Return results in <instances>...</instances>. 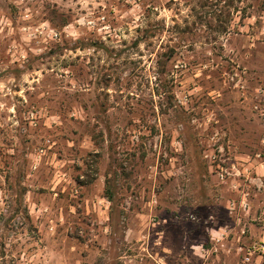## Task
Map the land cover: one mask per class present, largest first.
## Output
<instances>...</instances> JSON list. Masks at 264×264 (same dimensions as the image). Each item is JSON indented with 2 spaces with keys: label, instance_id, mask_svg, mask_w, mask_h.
I'll return each mask as SVG.
<instances>
[{
  "label": "rangeland",
  "instance_id": "374dc122",
  "mask_svg": "<svg viewBox=\"0 0 264 264\" xmlns=\"http://www.w3.org/2000/svg\"><path fill=\"white\" fill-rule=\"evenodd\" d=\"M193 245L264 264V0H0V264Z\"/></svg>",
  "mask_w": 264,
  "mask_h": 264
},
{
  "label": "crops",
  "instance_id": "0c3cea01",
  "mask_svg": "<svg viewBox=\"0 0 264 264\" xmlns=\"http://www.w3.org/2000/svg\"><path fill=\"white\" fill-rule=\"evenodd\" d=\"M107 204H110L109 202L107 203ZM156 225V223H154V224H152V227L154 228V226ZM106 230V229H105ZM136 235L135 234H133L132 236H131V239H133L134 240V238H136L135 237ZM166 237H167V240H164V242H166V241H168V243H170V237L169 236H167L166 235ZM217 238V237H216ZM211 240H215V237H212L211 238ZM156 244H158L157 242H156ZM165 244V243H164ZM169 246H170V244H169ZM193 247H196L197 248V253L196 252H194L193 254H195V255H193L192 257H193V259H189V258H187V256H185V257H183L182 259H180L181 257H180V255L177 257V259L180 261V262H177V264H189V263H191V264H202L203 262H202V258L204 259L206 256H209V254L211 253V250H209V248H207V249H204L203 247H201V246H196V245H193ZM163 250L165 251V252H168V253H166L168 256L167 257H169L170 255H171V253H172V251H173V247L172 246H170V247H164L163 248ZM192 260H193V262H192ZM170 264V263H169Z\"/></svg>",
  "mask_w": 264,
  "mask_h": 264
},
{
  "label": "built area",
  "instance_id": "2783aa9c",
  "mask_svg": "<svg viewBox=\"0 0 264 264\" xmlns=\"http://www.w3.org/2000/svg\"><path fill=\"white\" fill-rule=\"evenodd\" d=\"M262 249H264V247H262Z\"/></svg>",
  "mask_w": 264,
  "mask_h": 264
}]
</instances>
